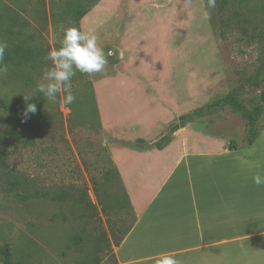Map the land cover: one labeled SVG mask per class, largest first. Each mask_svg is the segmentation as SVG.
Masks as SVG:
<instances>
[{
  "label": "rangeland",
  "instance_id": "1",
  "mask_svg": "<svg viewBox=\"0 0 264 264\" xmlns=\"http://www.w3.org/2000/svg\"><path fill=\"white\" fill-rule=\"evenodd\" d=\"M79 4L89 11L75 22L70 11ZM69 27L94 31L111 55L103 72H77L76 100L65 105L63 93L50 102L35 88L52 64L48 52L62 47ZM0 39L7 51L19 46L29 55L0 78V99L13 107L0 109V247L9 245L17 264H115L112 236L119 239L134 221L128 206L114 208L124 185L106 175L113 171L115 138L123 145L134 138L136 146L165 138L163 146L181 117L230 93L249 106L264 88L255 80L264 71V0H217L210 10L204 0H0ZM29 103L37 111L25 117ZM187 126L249 154L263 147L248 145L245 121L230 109ZM151 129L147 139L139 135ZM231 158V182L264 189L252 180L257 172L264 177V161L249 168ZM7 176L21 181L18 193L26 199L8 190ZM61 194L68 198L53 199ZM75 236L83 237L81 246L71 244ZM235 254L218 259L264 264V239Z\"/></svg>",
  "mask_w": 264,
  "mask_h": 264
},
{
  "label": "crops",
  "instance_id": "2",
  "mask_svg": "<svg viewBox=\"0 0 264 264\" xmlns=\"http://www.w3.org/2000/svg\"><path fill=\"white\" fill-rule=\"evenodd\" d=\"M152 132L139 135L147 139ZM172 136L162 150L138 148L134 138L123 145L118 137L110 144L136 216L114 250L118 264H158L162 253L181 264H225L218 257L233 250L246 254L251 241L264 239V195L248 192L264 189L231 182V156L239 166H259L264 161V129L259 139L263 147L255 154L234 144L231 150L233 142L189 126Z\"/></svg>",
  "mask_w": 264,
  "mask_h": 264
},
{
  "label": "trees",
  "instance_id": "3",
  "mask_svg": "<svg viewBox=\"0 0 264 264\" xmlns=\"http://www.w3.org/2000/svg\"><path fill=\"white\" fill-rule=\"evenodd\" d=\"M98 1L99 0H92V2L95 4ZM204 3L206 5L207 0H204ZM88 11L89 10L87 8H84V6H81L79 4L76 6V8H73V11H70L71 19L75 20V22H80L87 15ZM28 59H29L28 52L24 48L17 46L11 51H6L4 62L7 63L8 65L9 64H22V63L27 62ZM259 76H261V78ZM259 76L257 75L255 80L258 79V81H260L261 84H264V71L263 73L259 71ZM89 95H90L91 103L93 102L94 107H95L94 91L92 89ZM12 108L13 107L11 106V104H9L5 99H2V100L0 99V109H2L3 112H6V113L11 112ZM223 109H230L232 113L238 115L245 121L247 143L249 146L255 145L259 141L262 130L264 128L262 126V123H264V88L261 90L258 96H256L253 100H251L249 106L245 102H243L239 98V96L235 93H230L224 96L223 98L217 99L207 104L206 106L198 110H195L184 117H181L178 123L172 124L170 126V132L173 135L178 130L185 128L188 124L192 123L195 119L205 118L211 115H215L219 110H223ZM164 139L165 138H162L161 140L155 143H152V144H148L144 140H138L137 147L142 148V149L157 148L159 150H162L164 147L169 145L172 141V138H171L165 145L162 146L161 141H163ZM230 149H234L233 143H231ZM112 164H113V171L106 173L107 178H111V177L119 178L120 183L122 184L118 169L115 166L113 160H112ZM11 179L12 178L10 176H7L5 178V183L8 186V190L12 193H15V196L17 198H19L20 196L21 199L23 200L26 199L25 197H22L21 194L18 193L19 192L18 190L20 189V186H21V181L18 180V178L14 180H11ZM122 187H123V184H122ZM123 192H124V196H122L121 199L115 202L114 208L117 210L119 209L120 211L121 207L128 206L132 210V213H133V209H132L129 196L124 188H123ZM37 196L43 197V196H47V194L46 193L37 194ZM67 198H68L67 194H61L59 197L57 196L53 197L54 200L59 201V202L65 201ZM105 212H106V209L102 208V213H105ZM135 222H136V216L134 215L133 225L135 224ZM133 225L129 228L128 231H126L121 237H119V239L115 240L114 238L113 240V236H112V241L114 243V249L118 248L122 244V242L124 241L128 233L132 229ZM103 233L105 232L103 231ZM103 235L104 236L102 237H106L105 234ZM71 244L81 246L83 244V237L75 236L73 240L71 241ZM0 256L2 257L5 264H17V263H13V250L11 249L9 245L0 247ZM110 257L114 260L115 264H118L115 252L111 249H110ZM81 264H85V263H81Z\"/></svg>",
  "mask_w": 264,
  "mask_h": 264
},
{
  "label": "clouds",
  "instance_id": "4",
  "mask_svg": "<svg viewBox=\"0 0 264 264\" xmlns=\"http://www.w3.org/2000/svg\"><path fill=\"white\" fill-rule=\"evenodd\" d=\"M217 0H207L206 8L214 9ZM207 14V13H206ZM98 37L94 31L84 32L76 27H69L64 30L62 47L50 50L47 59L52 62L51 66L43 71L42 81L37 83L35 91L42 94L50 102H56L59 94L63 93V103L71 105L76 100V95L72 91V78L80 73H100L103 72L111 53H105L103 48L98 46ZM9 48L6 40L0 39V78L9 72V65L4 62L5 53ZM33 96L24 95V99L30 100ZM37 111L34 103L27 104L24 112L25 117L29 113L35 114ZM253 182L260 186L264 184V177L259 172L253 175ZM158 264H181L174 256L161 254Z\"/></svg>",
  "mask_w": 264,
  "mask_h": 264
}]
</instances>
